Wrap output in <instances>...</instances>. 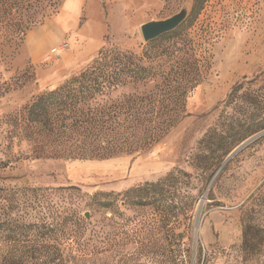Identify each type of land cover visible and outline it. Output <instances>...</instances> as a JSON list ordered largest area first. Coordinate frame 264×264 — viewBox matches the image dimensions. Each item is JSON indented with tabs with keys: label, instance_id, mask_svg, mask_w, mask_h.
Returning <instances> with one entry per match:
<instances>
[{
	"label": "rangeland",
	"instance_id": "1",
	"mask_svg": "<svg viewBox=\"0 0 264 264\" xmlns=\"http://www.w3.org/2000/svg\"><path fill=\"white\" fill-rule=\"evenodd\" d=\"M195 3L0 0V189L7 203L32 206L35 221L67 228L76 217L88 222L74 264H264V129L238 141L240 132L264 121V0H205L197 9ZM183 7L188 17L172 36L142 41V24ZM35 34L44 37L45 51L35 50ZM101 48L132 54L140 64H163L165 73L185 69L169 84L163 78L104 91L98 104L120 119L128 107L136 115H177L178 106L164 100L190 74L187 56L171 70L168 54L186 48L198 62L199 86L188 95L186 117L150 152L72 158L80 147L73 133L61 138L64 123L56 112L50 116L56 131L28 120L34 100L85 69ZM66 55L77 62L67 67ZM149 97L153 107L145 106ZM65 116L70 123L72 113ZM216 133L220 146L202 144ZM218 147L221 159L207 170L209 151ZM146 184L159 186L131 192ZM247 226L258 232L245 243ZM4 245L0 264L9 250Z\"/></svg>",
	"mask_w": 264,
	"mask_h": 264
},
{
	"label": "trees",
	"instance_id": "2",
	"mask_svg": "<svg viewBox=\"0 0 264 264\" xmlns=\"http://www.w3.org/2000/svg\"><path fill=\"white\" fill-rule=\"evenodd\" d=\"M204 2L205 0H196L195 8L197 9ZM168 36H172V33L164 35L163 38ZM185 56L187 58L184 66L188 67L190 78L185 82L183 89L176 92V96L173 92V97L164 100L178 106L177 115H136L130 114L128 107L125 117L120 119L118 116H110L104 105L98 104L97 97H102L104 91L114 90L126 83L145 86L148 82L154 83L164 78L169 84L177 71L184 73L185 69L181 70L177 64L180 60L183 61ZM159 59L161 58L156 57V61ZM167 59L171 70H175L174 67L179 68L173 74L171 71L165 73L167 66L163 64L151 65L153 61L146 65L140 64L132 54L112 48H101L85 69L71 76L63 86L50 90L34 100L27 111L28 120L32 124L44 122L49 132L54 131L55 126L50 116L56 112V116L61 117L64 123L61 127V138L68 140V134L73 133L78 143L76 144L80 147L72 158L107 160L120 155L150 152L153 146L186 117L185 105L188 95L199 86L198 62L192 54H188L186 48H176L168 54ZM145 101V106L153 107V97L146 98ZM91 103L93 107L90 106ZM67 112L72 113L70 123H68L69 117L65 116ZM122 126L126 128L125 132L119 134L116 130ZM262 129H264V121L262 124L247 127L238 134V141H244ZM107 130L108 133H105ZM211 137L215 142H209ZM202 144L214 145L215 148L217 145L220 146L219 134L210 135L202 141ZM209 152L212 156L205 163L204 167L207 170L210 167L214 168L215 165L213 166L212 163L215 161L217 163L221 159L220 147ZM199 158H207V156L201 155ZM212 175H214L213 171L209 178ZM158 186V184L155 186L146 184L131 192L133 194L153 192ZM2 192L3 190L0 189V242H3L5 248L9 250L2 258L1 264H74L76 257L84 251L87 239L81 231L87 227L88 222L76 217L72 219L73 228H67L55 222L35 221L30 215L32 206L7 203V195ZM29 208L30 210L27 211ZM252 230L258 232L250 226L245 228L243 233L245 243H247V235Z\"/></svg>",
	"mask_w": 264,
	"mask_h": 264
},
{
	"label": "water",
	"instance_id": "3",
	"mask_svg": "<svg viewBox=\"0 0 264 264\" xmlns=\"http://www.w3.org/2000/svg\"><path fill=\"white\" fill-rule=\"evenodd\" d=\"M188 8L183 7L178 13L168 17L166 20H153V22L144 23L139 27V32L141 33L142 41L147 44L153 42V40L167 35L172 31L179 28L183 22L187 19ZM239 149V148H237ZM231 154V156L237 151ZM222 167L219 169L221 171ZM218 171V172H219ZM86 219H89L88 213H84Z\"/></svg>",
	"mask_w": 264,
	"mask_h": 264
},
{
	"label": "crops",
	"instance_id": "4",
	"mask_svg": "<svg viewBox=\"0 0 264 264\" xmlns=\"http://www.w3.org/2000/svg\"><path fill=\"white\" fill-rule=\"evenodd\" d=\"M35 39H33L34 42V47L36 51H45L47 48H45L43 42V36H41L40 34H35ZM60 38L58 40H54L53 42H51L48 46H54L57 43H59ZM77 62V58H75L73 55H66L65 57H63L62 63L64 65H66L67 67L72 66L73 64H75Z\"/></svg>",
	"mask_w": 264,
	"mask_h": 264
},
{
	"label": "built area",
	"instance_id": "5",
	"mask_svg": "<svg viewBox=\"0 0 264 264\" xmlns=\"http://www.w3.org/2000/svg\"><path fill=\"white\" fill-rule=\"evenodd\" d=\"M67 46H68L67 43H63V44H61L57 49H58L59 51H62V52H63V50H67ZM52 51H53V52H57L56 49H53Z\"/></svg>",
	"mask_w": 264,
	"mask_h": 264
}]
</instances>
